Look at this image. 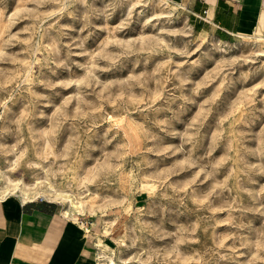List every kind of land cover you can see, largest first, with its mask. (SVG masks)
Returning <instances> with one entry per match:
<instances>
[{"label":"rangeland","instance_id":"rangeland-1","mask_svg":"<svg viewBox=\"0 0 264 264\" xmlns=\"http://www.w3.org/2000/svg\"><path fill=\"white\" fill-rule=\"evenodd\" d=\"M164 3L0 0V197L60 202L102 260L264 264V34Z\"/></svg>","mask_w":264,"mask_h":264},{"label":"crops","instance_id":"crops-1","mask_svg":"<svg viewBox=\"0 0 264 264\" xmlns=\"http://www.w3.org/2000/svg\"><path fill=\"white\" fill-rule=\"evenodd\" d=\"M196 32L264 34V0H167ZM93 226V224H92ZM60 202L44 196L0 197V264H105L98 231L86 232Z\"/></svg>","mask_w":264,"mask_h":264},{"label":"bare ground","instance_id":"bare-ground-1","mask_svg":"<svg viewBox=\"0 0 264 264\" xmlns=\"http://www.w3.org/2000/svg\"><path fill=\"white\" fill-rule=\"evenodd\" d=\"M162 1H164L165 2L164 4H166V5L170 4L167 0H162ZM159 7H160V5H159ZM246 38H249V37H246ZM255 41H256V43H263L264 42V38L263 37H255ZM18 188H19V186H18ZM20 191L22 193V196L27 199L28 198L27 196H29V194H28L29 191L27 189H25V188H22V187H20ZM71 202H72L73 205L75 204V202L73 200ZM77 207H78V205H77ZM103 261L105 262V264H118L115 261V259L113 257H111V256H106L105 255V259Z\"/></svg>","mask_w":264,"mask_h":264},{"label":"built area","instance_id":"built-area-1","mask_svg":"<svg viewBox=\"0 0 264 264\" xmlns=\"http://www.w3.org/2000/svg\"><path fill=\"white\" fill-rule=\"evenodd\" d=\"M79 223H80L81 225H83V226H85L86 224H88L87 222H85V221H83V220H81ZM88 231H89V228L86 229V232H88Z\"/></svg>","mask_w":264,"mask_h":264}]
</instances>
